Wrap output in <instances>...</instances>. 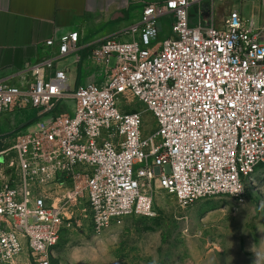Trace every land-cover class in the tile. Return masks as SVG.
Wrapping results in <instances>:
<instances>
[{
	"label": "built area",
	"instance_id": "obj_1",
	"mask_svg": "<svg viewBox=\"0 0 264 264\" xmlns=\"http://www.w3.org/2000/svg\"><path fill=\"white\" fill-rule=\"evenodd\" d=\"M136 1L144 6L132 40L87 48L67 32L17 73L20 86L0 82V119L37 113L0 135V264H51L61 232L85 219L95 235L152 219L153 190L180 208L245 203V184L264 164L263 30L236 12L201 10L214 0ZM80 54L103 80L70 84L57 64Z\"/></svg>",
	"mask_w": 264,
	"mask_h": 264
},
{
	"label": "crops",
	"instance_id": "obj_2",
	"mask_svg": "<svg viewBox=\"0 0 264 264\" xmlns=\"http://www.w3.org/2000/svg\"><path fill=\"white\" fill-rule=\"evenodd\" d=\"M143 6L144 2L136 0H0V82L20 86L17 73L54 53L56 46L48 48L45 42L56 41L67 32H77L79 42L87 48L107 37L119 42L132 40L134 36L128 31L140 22ZM215 7L218 16L236 12L243 21L262 29L264 35V0H216ZM57 68L68 72L70 83L74 71L81 72L82 76L91 74V62L85 60L84 54L66 57ZM87 80L96 79L90 76ZM163 204L168 213L181 216L175 226L181 232L177 234V241L183 246V252L203 253L204 259L234 260L230 254L234 250L233 230L224 232L225 227H232L226 223L222 210L208 211L206 202H196L186 208L165 201ZM125 232L129 236H123L129 240L143 241L147 250L159 247V240L153 239L151 243L148 235L133 230ZM144 263L142 258L127 264Z\"/></svg>",
	"mask_w": 264,
	"mask_h": 264
},
{
	"label": "rangeland",
	"instance_id": "obj_3",
	"mask_svg": "<svg viewBox=\"0 0 264 264\" xmlns=\"http://www.w3.org/2000/svg\"><path fill=\"white\" fill-rule=\"evenodd\" d=\"M214 3L203 5L201 10L215 7ZM189 15L192 18L191 25H196V9L191 8ZM170 18L165 17L161 23L169 24ZM167 32L158 36V41L165 37ZM115 66V59L111 58L108 63L109 69ZM90 76L96 80L104 79L101 68L91 64ZM73 81L77 78L80 84L88 82L89 74L79 71L71 73ZM71 107L70 101L60 103L57 107ZM132 106L142 109V105L134 101ZM35 109H28L21 112L2 114L0 119V135L11 133L15 134L26 122L36 119ZM145 122H149V114L144 115ZM14 130V131H13ZM16 130V131H15ZM13 131V132H12ZM153 209L155 217L144 219L129 217L124 219L120 225H110L100 235H95L90 230L88 220L85 219L80 229L75 225L65 228L58 239L56 247L51 253V264H127L144 258V264H264V164L258 166L252 177L245 184V203L237 205L230 198L218 197L208 201V211H221L227 218V222L232 227H225L224 232L229 233L233 230L234 250L230 251L234 260L215 259L211 257L204 259L203 253L183 252V246L178 242L177 229L175 223L181 218L179 214L168 213L167 206L163 201L177 204L176 201L168 196L162 195L153 190ZM227 205L228 207H224ZM188 207V206H187ZM133 230L137 234H145L153 239L159 240V247L145 249L143 241L129 240L125 231ZM127 235V236H123ZM152 237V238H151ZM155 241V242H157ZM146 240L144 241L145 244ZM154 245V244H153ZM156 245V244H155ZM182 250V251H181ZM200 255L201 258L195 257ZM229 255V253H228ZM237 257V259H235Z\"/></svg>",
	"mask_w": 264,
	"mask_h": 264
}]
</instances>
